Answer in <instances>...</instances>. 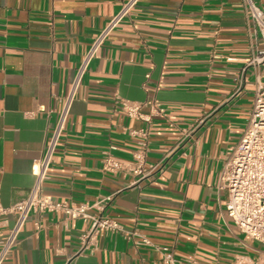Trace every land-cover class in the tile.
I'll use <instances>...</instances> for the list:
<instances>
[{
	"label": "crops",
	"instance_id": "1",
	"mask_svg": "<svg viewBox=\"0 0 264 264\" xmlns=\"http://www.w3.org/2000/svg\"><path fill=\"white\" fill-rule=\"evenodd\" d=\"M127 0H0V184L10 205L25 198L76 68ZM264 9V0H255ZM261 36L245 0H140L93 59L56 148L44 191L93 203L122 228L100 236L78 264H165L160 248L201 264L254 258L262 246L227 212L219 177L244 133L264 65L246 67ZM243 74V80L238 77ZM149 75V76H148ZM157 100L165 117L131 118L122 102ZM149 128L147 164L104 171L106 152L130 165ZM3 226L6 234L13 222ZM88 224L32 213L4 264H65ZM146 238L150 243H144Z\"/></svg>",
	"mask_w": 264,
	"mask_h": 264
},
{
	"label": "built area",
	"instance_id": "2",
	"mask_svg": "<svg viewBox=\"0 0 264 264\" xmlns=\"http://www.w3.org/2000/svg\"><path fill=\"white\" fill-rule=\"evenodd\" d=\"M139 1L127 0L123 4L121 10L109 19L106 26L93 40L77 66L68 94L63 99L62 108L46 140L44 152L33 164L32 172L35 181L29 194L10 205H4L1 199L0 184V264L5 263L7 257L19 244L21 233L30 215L34 212L38 214L61 212L69 218L81 219L88 224L87 229L80 236V249L72 254L65 264H78V256L92 248L100 236L122 228L116 217L105 212L106 202L111 199V196L93 203L56 200L44 191V183L49 177L56 148L84 76L111 32L126 15L132 12ZM245 3L249 16L264 44V9L255 0H245ZM261 64L264 65V45L256 47L253 55L247 60L246 67ZM242 77L243 74L238 79L242 81ZM122 106L124 112L131 118L151 124L155 117H165L170 126H177L176 117L167 115L165 108L157 100L151 99L143 103L124 100ZM133 133H138L142 140L139 142L138 149L133 153L132 164H124L106 152L103 158L104 171L111 173L130 171L138 177V180H141L149 177L158 168L159 163L148 165L146 161L149 152V128L138 132L133 131ZM218 185L221 190L227 192L228 215L241 232L262 246L256 257L249 259L238 257L232 264H264V84L257 88L248 125L240 140L232 147L230 156L220 174ZM10 216L13 217V222L4 234L3 226L8 223ZM143 242L150 243L146 238ZM160 249L163 252L165 264H201L196 254L177 258L169 248Z\"/></svg>",
	"mask_w": 264,
	"mask_h": 264
}]
</instances>
